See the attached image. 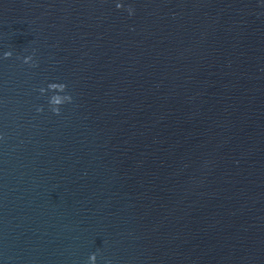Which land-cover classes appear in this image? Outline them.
<instances>
[{"label":"water","instance_id":"95a60500","mask_svg":"<svg viewBox=\"0 0 264 264\" xmlns=\"http://www.w3.org/2000/svg\"><path fill=\"white\" fill-rule=\"evenodd\" d=\"M92 254L264 264V0H0V264Z\"/></svg>","mask_w":264,"mask_h":264},{"label":"clouds","instance_id":"9594fccd","mask_svg":"<svg viewBox=\"0 0 264 264\" xmlns=\"http://www.w3.org/2000/svg\"><path fill=\"white\" fill-rule=\"evenodd\" d=\"M11 55H12V52H10V51L4 53V56H5V57H9V56H11ZM31 60H32V56H27V57L24 58V62H25V63H28V62L31 61ZM41 91H43V89H41ZM96 259H97L96 255H95V254H92V255L89 257L90 264H96Z\"/></svg>","mask_w":264,"mask_h":264}]
</instances>
